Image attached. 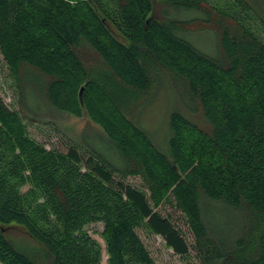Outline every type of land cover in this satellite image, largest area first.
<instances>
[{"label": "trees", "instance_id": "16d2710c", "mask_svg": "<svg viewBox=\"0 0 264 264\" xmlns=\"http://www.w3.org/2000/svg\"><path fill=\"white\" fill-rule=\"evenodd\" d=\"M164 1L202 16L159 18L154 0H0V50L20 98L16 110L0 95V264H100L86 230L95 222L110 264H156L141 227L187 254L164 203L182 214L203 264H264V40L221 3ZM204 29L216 53L183 33ZM162 75L202 118L172 111L167 152L134 116ZM45 106L86 114L102 149L86 136L67 151L33 138L26 108ZM15 225L46 254L10 238Z\"/></svg>", "mask_w": 264, "mask_h": 264}, {"label": "rangeland", "instance_id": "374dc122", "mask_svg": "<svg viewBox=\"0 0 264 264\" xmlns=\"http://www.w3.org/2000/svg\"><path fill=\"white\" fill-rule=\"evenodd\" d=\"M210 2L213 4L221 3L231 12L235 13L237 11L238 15L244 18V21L264 40V21L259 17L264 16V0H210ZM154 3V13L159 18L189 20L201 18L202 16L200 12L188 8H176L164 0H154ZM183 33L186 39L202 52L209 54L217 52V35L213 30H188L183 31ZM0 95L11 108L20 109L18 85L4 60L1 50ZM186 98L184 88L179 81L162 75L151 92L142 97L139 107L134 112L138 123L150 133L156 145L165 152L168 151L169 118L172 111H180L197 122L202 119L200 111L189 109L186 105ZM41 108L43 107H40V112L26 108L24 123L29 134L45 144L47 148L67 151V145L70 141L83 142V136H86L92 145L95 144L102 149L99 141L93 138L96 133H102V130L86 114L77 117L48 106H45L44 109ZM127 182L137 186L142 185L141 180L137 177H128ZM29 187L30 185L23 186L22 191H27ZM159 210L163 214L172 215L176 224L178 223L183 228L190 249L187 254L176 253L173 248L166 244L162 236L151 232L146 227H141L138 229V233L156 264H203L197 249L194 247V237L188 229L182 214L169 203H164ZM103 229L104 224L102 222L86 225L88 233L101 245L100 264H110L106 243L102 236ZM8 234L17 244L26 245L34 250L39 249L43 253L42 255L47 252L22 226H11L8 229Z\"/></svg>", "mask_w": 264, "mask_h": 264}, {"label": "water", "instance_id": "95a60500", "mask_svg": "<svg viewBox=\"0 0 264 264\" xmlns=\"http://www.w3.org/2000/svg\"><path fill=\"white\" fill-rule=\"evenodd\" d=\"M83 89H84V87H82L81 90H80V99H81V100L83 99V98H82V97H83V95H82V93H83Z\"/></svg>", "mask_w": 264, "mask_h": 264}]
</instances>
